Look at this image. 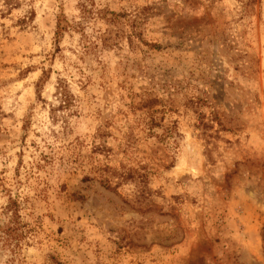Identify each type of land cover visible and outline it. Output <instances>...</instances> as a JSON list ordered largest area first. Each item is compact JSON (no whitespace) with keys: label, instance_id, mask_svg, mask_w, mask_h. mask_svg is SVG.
Segmentation results:
<instances>
[{"label":"rangeland","instance_id":"obj_1","mask_svg":"<svg viewBox=\"0 0 264 264\" xmlns=\"http://www.w3.org/2000/svg\"><path fill=\"white\" fill-rule=\"evenodd\" d=\"M9 199L0 264H264V0H0Z\"/></svg>","mask_w":264,"mask_h":264},{"label":"trees","instance_id":"obj_2","mask_svg":"<svg viewBox=\"0 0 264 264\" xmlns=\"http://www.w3.org/2000/svg\"><path fill=\"white\" fill-rule=\"evenodd\" d=\"M83 7H84V10L82 9V11H84L83 13L86 12L87 14H90V11L87 10L86 6H83ZM107 14L110 16L109 19L106 18L108 22H114L118 17H120V15H116L113 12H107ZM73 24H72V30L80 32L81 31L80 26L82 24L78 22L74 25ZM64 28L65 27L63 26L62 22L58 19L57 25H56L57 38H60L62 36V32ZM105 37H106L105 34L100 36V39L102 43H104V45H105V40H104ZM47 78H48L47 74L43 73L40 79L37 81L35 85L37 94H39L40 89L44 85ZM59 86L60 88L61 86L62 88L65 87L61 81L58 82V87ZM62 92L64 95L60 96V101H59V104L55 112L63 113L73 103L69 95V91H67V89L66 90L63 89ZM55 112H54V117H53L54 120L57 118ZM105 182H108V179H106ZM4 210L7 213L8 219L6 223L0 224V252L2 251L8 252L12 256L21 247L22 241L25 242L24 238H25L26 232L24 230V226L21 224V221H20L19 207L16 201L9 199V202L5 206Z\"/></svg>","mask_w":264,"mask_h":264}]
</instances>
